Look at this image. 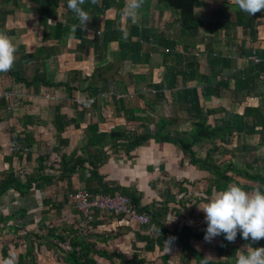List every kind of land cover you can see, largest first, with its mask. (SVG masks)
Masks as SVG:
<instances>
[{
	"label": "crops",
	"instance_id": "obj_1",
	"mask_svg": "<svg viewBox=\"0 0 264 264\" xmlns=\"http://www.w3.org/2000/svg\"><path fill=\"white\" fill-rule=\"evenodd\" d=\"M111 2L112 6L105 0L97 5L86 2L83 6L92 17L88 31L78 27L72 38L71 25L79 21L68 10L67 0H0V33L21 47L13 69L26 79L41 76L47 84L38 85V91L29 90L0 75V98L12 90L17 105L8 115V104L0 101V118H4L0 121V179L3 173L14 172L22 183L31 180L42 155L47 157L44 174L56 176L61 156L86 153L85 148L95 144L96 133L118 132L134 140L144 132L153 135L161 120H174L177 123L169 135L188 137L197 120L189 114V105L179 102L186 89L197 88L201 96L210 91L209 86L226 83L220 98L209 96L204 104L205 111L219 109L221 113L216 120H223L222 125L210 119L212 128H229L226 121L234 115L240 118L246 109L260 110L264 116V12L249 16L232 0H200L202 5L195 8L198 29L185 32L181 11L158 0H144L136 24L122 19L125 0ZM125 28L130 34L135 32L127 50L121 48L120 40H106L108 33L119 34ZM140 36L143 43L137 46ZM146 38L154 42L146 44ZM253 49L262 60L259 65L250 59ZM192 62L201 69L190 79ZM99 68H109L103 75L105 81L95 87L100 99L84 110L74 100L91 99L92 94L86 91L88 79ZM172 70L176 80L171 77ZM231 71L237 73L231 75ZM187 74L188 79L184 77ZM200 77L209 80L205 83ZM238 77L243 85L237 83ZM174 80L177 86H170ZM242 87L247 90L241 91ZM57 107L62 116L74 121L60 139L53 125ZM250 126L255 132L223 135L197 144V156L205 158L216 147L213 162L221 169L219 173L232 163L234 170L264 179V120ZM21 138L34 148L30 157L7 152L9 145ZM62 140L69 144L61 146ZM111 146L108 142L106 151L111 156L100 168L105 181L137 192L141 205L160 214L159 219L140 225L123 216L95 211L86 221L77 209L76 195L87 189L90 176L88 170H80L69 179L33 182L25 196L9 189L0 197V219L4 218L0 221V256L6 249L8 256L15 253L25 264H68L64 255L74 251L88 255L89 251L96 264H127L122 259L134 257L143 264H202L206 257L208 264H236L237 251L247 254L249 245L238 235L235 242L226 241L223 235L211 242L204 240V234L196 237L207 227L199 208L222 190H217L210 178L215 174L192 166L171 143L147 140L132 151L123 148L117 154H112ZM226 177L232 180L226 188L236 184L248 187V192L258 187L264 190V181L252 182L231 173ZM179 179L185 181L186 189L172 186ZM210 181L213 185L207 186ZM194 183H206V187L194 190ZM58 235L63 236V243ZM166 241H170L169 247ZM261 242L263 245L251 247H264V239Z\"/></svg>",
	"mask_w": 264,
	"mask_h": 264
},
{
	"label": "trees",
	"instance_id": "obj_2",
	"mask_svg": "<svg viewBox=\"0 0 264 264\" xmlns=\"http://www.w3.org/2000/svg\"><path fill=\"white\" fill-rule=\"evenodd\" d=\"M3 1L5 3L11 2V0H3ZM31 1H34L37 3V2H40L41 0H37V1L31 0ZM111 1L112 0H105L106 5L112 6ZM158 2L167 5L169 8H175L181 11L182 19H183V30L185 32H192L198 29L199 23L195 16V8L198 7L199 5H202L200 0H158ZM83 8L84 10H86L85 6H83ZM134 35H135V32L131 33L127 40H124L122 38V32H120L119 34L108 33L106 35V40H115V39H117L118 41L120 40L119 42H120L121 48L127 50L126 48H129L131 46L130 44L131 43L130 40L132 39L131 36H134ZM141 36H140V39L135 43L137 46H140V43H143L141 41ZM153 42L154 41L152 42L148 41V39L146 38V44H150ZM207 48H210V47H207ZM150 49H151V52H156V49H153L151 47ZM20 50H21V47H18V51L15 54L16 57L20 54ZM139 52H140V48H139ZM212 56L216 57L217 59L221 57L219 55L217 56L215 53H212ZM165 57H167L168 59L170 58L168 54H165ZM255 65H259V63H255ZM188 69L190 71V79H192L194 78V76H196L195 72L198 71V69H201V67L200 65H197V63L192 62ZM15 70L16 69H12L8 73H0V75L1 77H8V78L14 79L17 84H20L29 90L34 88L35 90L38 91V85L47 86V84L44 81V78H42L41 76L36 77V75H34L31 78L28 77L26 79L22 76V74L19 71H15ZM108 70L109 68L107 69L99 68L95 71V74L91 78L88 79L89 86L86 91L92 94V96L90 95L91 99H88V100H93L92 107L100 99V94H99L100 91L95 89V87L99 86L100 83H103L105 81L103 75L107 74ZM173 72L174 70L171 71V74H172L171 77L176 80V75H174ZM231 73H232L231 75H233V74H236L237 71H233V72L231 71ZM188 76L189 75L187 74L184 77L188 79ZM169 79H167V81ZM200 79L202 82H205V83H207V81L209 80L208 78H204V77H200ZM175 80L174 82H170L169 85L177 86V82L176 84H174ZM237 83H241L240 85H243L241 82V77L237 78ZM215 86L217 87L215 88ZM215 86H209L210 91L205 90V92L202 93L201 96L200 94L198 95L197 88L186 89L183 93V97L179 98V102H184L189 105V114L193 115V117H195L197 120V123L195 124V129L193 130V132L189 133L188 137H184L183 135V136H177V138H173L169 135L170 134L169 129L175 126L176 125L175 123H177V121H174V120H161L157 126V130L154 131L153 135L147 132H144L143 135L136 136L134 140H133V136L127 137L125 134H121L118 132L110 133V134L96 133L95 139L92 142V143L95 142V144L92 146L86 147L85 148L86 153H83L82 155H77V153H75L72 155L61 156L60 164H57V166L55 167V170H56L55 174H57L56 176L45 175L46 172L44 171L45 169L44 162L47 160V157H44L43 155L38 157L39 164L36 169V173H37L36 177L31 178V180L29 181L26 180L25 183H22L23 181L20 180L14 172L3 173L0 179V197L3 194H5L6 191H8L9 189H15L19 191L22 196H25L26 194L29 193L30 188H32L33 182H39V181L45 182L49 180L53 181L56 178L60 180H65V179H69L70 176L72 177L75 173H77L80 170H88L90 177H88L89 179L87 178L88 180L87 189L90 192L95 193V194L103 193L106 195L109 194V195H114V196H117V195L127 196L131 199V201L136 206V209L140 213H143L149 216L148 221H156L157 219L161 217V215L160 214L157 215L155 212H153V210L151 211L149 210V208L142 206L140 203L141 198L140 196H138L139 194L137 192L135 193L134 190L122 187L115 183H109V182L107 183L105 181V176L100 173V168L103 166V164L108 162L111 156V154H108L106 151V149H108L107 147L108 142L112 144V146L109 148L112 154L119 153V151H122L123 148H125L127 151H132L135 148L144 144L147 140H154V142H167V143L174 144L179 147L180 151L183 153L184 156L189 158L192 166L198 167L199 170L201 171H205L210 174H215V176L213 175L210 178L215 184L217 190L225 189L226 186L232 182L231 178L226 177L227 173H231L233 175L245 176L246 179L252 182L260 183L261 181H264V179H261L259 177L256 178V177L247 176L246 172H238L237 170H234V166L232 163L227 164L222 174L219 173L221 169H219L218 164H215L213 162V157L216 152V147H212L208 151L205 158H200L197 156V153L195 152V149H194V147L197 144L203 143L205 141H210V140H215L217 138H221L223 135L225 137H230L234 133L255 132V129H252L250 124H252V126L255 127V126L261 125V121L264 120V116L261 114L260 110L246 109L244 115L240 116V118L239 116L234 115L233 117L228 119L229 121H226L229 128H225V129H221L220 127L212 128V126H210L209 124L210 119H212L214 124L219 123L220 125H222L223 120H220V119L216 120V117H217L216 115L221 114V113L220 111H218L219 109L205 111L204 104L206 100L210 98L209 96H215L216 98H220V94L222 93V91H225L227 89L226 83H220ZM53 87H61V86L53 85ZM159 87L160 86H155L154 88L158 89ZM240 89L241 91H246L247 87H242ZM9 91L11 92H7V93L15 94V92H13L12 90H9ZM3 95L0 98V101L4 100L8 104V101L3 98ZM246 95L248 96L249 92H247ZM45 98H47V100L53 101L52 97L50 96H45ZM77 99L78 98H76L75 100ZM75 100H74V103L78 107L82 108L80 105H78L75 102ZM14 104H15V99H14ZM8 106L9 104L6 107L5 112L8 115H11L15 111L12 113H8L7 111ZM16 106L17 105L15 104V110H16ZM90 109H84V110H90ZM245 119H250L252 122H245ZM2 120H4V118H0V121ZM53 120H54L53 125L58 135L57 138L59 139L61 138V135L65 131H67V129L71 127L72 124H74L73 120L70 121L68 120L67 117H64L61 115V110L58 107L56 109V115ZM17 141L18 139L16 140V142ZM20 141L22 142V145L28 151L24 152L23 150L22 151L19 150L18 153L20 155L28 154L27 157H30V155L33 152L32 150L34 149L33 146L26 139L24 140L23 138H21L19 142ZM15 143H11L9 145L7 152L12 153L10 149ZM68 144L69 142L65 140L61 141V146H67ZM241 188L248 192V189H249L248 187H241ZM46 200L44 201V204L47 203ZM2 220H4V218ZM2 220L0 219V221ZM200 235L201 234H197L196 237H200ZM237 235L242 241L246 242V244H248L249 246L255 247L257 245H263V243L261 242L262 239L258 242H252L251 239L247 241L243 240L240 236V233H238ZM57 239L59 240L60 243H63L62 235H58ZM90 253L91 252L88 251L87 252L88 255H84L82 253L79 254L74 251L73 253L64 255V260L68 264H96L95 260L90 258ZM3 257L5 258L8 257V253L6 249L3 250ZM122 261L127 264H143V261L138 259V257H134L133 259H130V260L123 258ZM18 264H25L23 257L18 258ZM32 264H35V262L33 261Z\"/></svg>",
	"mask_w": 264,
	"mask_h": 264
},
{
	"label": "clouds",
	"instance_id": "obj_3",
	"mask_svg": "<svg viewBox=\"0 0 264 264\" xmlns=\"http://www.w3.org/2000/svg\"><path fill=\"white\" fill-rule=\"evenodd\" d=\"M86 2L97 5L100 0H67V8L75 14L79 24L71 25L72 38H75L78 27L88 31L87 24L92 20L88 11L82 7ZM241 12L252 16L264 12V0H232ZM144 0H125L121 10L122 19L133 24L138 22L139 11ZM49 23H53L51 20ZM130 33L127 28L122 30V38L127 40ZM18 47L10 36L0 33V73H8L13 69ZM207 224L204 240L211 242L214 238L223 235L228 242H235L238 232L243 240L251 239L258 242L264 239V190L260 187L247 192L236 184L229 185L225 190L215 193L202 207ZM175 219V218H174ZM172 219L169 223H171ZM160 233V229H158ZM174 239V238H170ZM169 243L170 241H166ZM236 264H264V247L253 249L247 247L245 251H237ZM209 257L202 260L208 264ZM0 264H18L15 253H10L7 258L0 256Z\"/></svg>",
	"mask_w": 264,
	"mask_h": 264
},
{
	"label": "built area",
	"instance_id": "obj_4",
	"mask_svg": "<svg viewBox=\"0 0 264 264\" xmlns=\"http://www.w3.org/2000/svg\"><path fill=\"white\" fill-rule=\"evenodd\" d=\"M250 59L253 61V63H260L262 61L255 49L252 50ZM3 98L8 101V113L14 112L15 94L5 93ZM75 102L83 109H90L93 105V100H87L83 102L80 99H77ZM19 150H23L24 152L28 151L22 145L21 141L17 144H14L10 149L11 152H18ZM76 200L77 209L86 221H90L92 219L93 213L95 211H102L105 213L110 212L117 216H123L128 221L140 225H147L149 220L147 215L140 213L136 209L134 203L127 196L95 194L87 189H80L77 192Z\"/></svg>",
	"mask_w": 264,
	"mask_h": 264
},
{
	"label": "rangeland",
	"instance_id": "obj_5",
	"mask_svg": "<svg viewBox=\"0 0 264 264\" xmlns=\"http://www.w3.org/2000/svg\"><path fill=\"white\" fill-rule=\"evenodd\" d=\"M217 159H220V158H217ZM199 181H201V180H199ZM184 184H185V181L183 180V182H181V180L179 179V180H175V181H174V185H172V186H173V187L175 186L174 188H176V189L178 190V189L181 188V187L185 188V185H184ZM205 184H206V183H203L202 185H204L205 187H206V185H207V186H209V185H211V184L213 185L212 181H210V182H209L208 184H206V185H205ZM202 185H200V184L195 185V183H194V186H193V187H194V190H195V189H196V190L201 189V188H202V187H201ZM185 189H186V188H185ZM198 196H199V195H198ZM183 197H184V196H183ZM183 197H182V198H183ZM148 217H149V216H148ZM199 234H204V235H205V231H204V232H199ZM245 243H246V242H245ZM247 245H248V244H247ZM202 259H205V258H202ZM211 263H212V262H211ZM213 264H220V263L217 262V263H213Z\"/></svg>",
	"mask_w": 264,
	"mask_h": 264
}]
</instances>
